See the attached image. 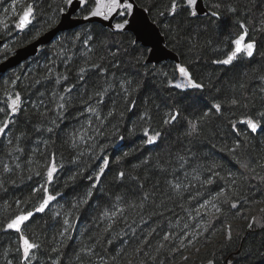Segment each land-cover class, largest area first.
Listing matches in <instances>:
<instances>
[{
    "label": "trees",
    "instance_id": "trees-1",
    "mask_svg": "<svg viewBox=\"0 0 264 264\" xmlns=\"http://www.w3.org/2000/svg\"><path fill=\"white\" fill-rule=\"evenodd\" d=\"M20 2L34 7L35 20L18 33L17 16L12 11L16 0L0 3V40L4 42L0 63L35 41V31L47 29L42 36L54 29L61 19L59 9L68 8L63 0ZM135 2L148 9L166 47L205 87L176 89L173 85L185 78L175 62L146 64L149 49L141 43L131 44L135 37L130 32L123 36L89 23L61 33L42 53L0 76V107L5 106L6 93L14 96L19 92L22 98L21 112L7 134L12 144L0 140V228L22 211H33L25 223V235L40 247L34 250L31 264H129V259L131 264H264V226L247 227L252 217L264 220V181L233 158L242 151L251 161L249 167L264 165V132L253 135L239 123L249 117L258 119V113L264 111V0H204L208 11L214 10L209 5L220 4V19L215 22L208 15L189 17L186 10H180L178 19L169 17L165 9L170 0ZM230 6L236 11L230 12ZM161 11L164 16L159 15ZM87 14L86 5L77 16ZM52 18L57 22L48 28ZM238 22L248 28L246 40L255 43L253 56L240 55L229 67L215 63L233 50L231 41L242 31ZM77 34L79 40L75 39ZM89 35L86 47L83 41ZM61 49L62 54H58ZM91 64L99 67L79 80L80 67ZM58 75L68 79L57 84ZM122 82L130 95L121 88ZM73 85L72 92H65ZM105 88L107 92L99 102L97 93ZM60 95L65 96L66 108L58 115ZM233 99L237 104H231ZM217 103L220 112L212 107ZM89 106L97 109L99 119L86 111ZM171 111L179 112V116L165 125L163 121ZM189 121L199 122L198 134L189 135ZM49 127L52 132L47 131ZM144 128L161 132L156 145L146 146ZM83 129H87L86 142L77 140L74 147L70 137ZM237 141L243 143L231 153L229 149ZM17 145L23 151L9 154ZM105 158L109 167L96 188H91ZM53 160L57 171L47 187L50 193L60 195L44 212H36L44 193L34 189L46 183V166ZM213 164L217 165L213 171L225 179L230 172L239 177L233 186L237 208L222 203L221 198L214 203L222 212L215 213L209 205L197 213L201 203L229 187L219 176L211 185L203 183L212 176L209 169ZM5 165L11 171L5 172ZM120 171L125 173L122 180L118 178ZM256 171L264 175V167ZM90 189L92 196L83 203ZM133 204L136 207L130 206ZM117 206L124 211L114 220L104 216L106 210L111 212ZM205 211L212 214L206 216ZM65 219L71 228L64 224ZM109 225L110 230H106ZM229 225L231 241L226 238ZM169 234L170 239L164 240ZM21 243L16 232L0 231V264H21L17 251ZM136 248H140L139 254L129 257Z\"/></svg>",
    "mask_w": 264,
    "mask_h": 264
},
{
    "label": "snow or ice",
    "instance_id": "snow-or-ice-1",
    "mask_svg": "<svg viewBox=\"0 0 264 264\" xmlns=\"http://www.w3.org/2000/svg\"><path fill=\"white\" fill-rule=\"evenodd\" d=\"M3 0H0V3H2ZM19 2V0H18ZM64 4L70 8L73 4V0H63ZM79 6L81 8H84L86 5L88 6V14L83 17L85 20H89L90 18L93 17H101L104 20H109L110 18L114 16L121 17L119 22L114 23L113 26V33L114 34H119L123 36H127L129 32L133 31V25L136 23V21L133 20V16L135 14V9L137 7L135 0H92V3L89 4V0H78ZM198 3H203V0H170V4L166 7L165 11L167 12L169 17H174V18H179L178 14L180 13V10H186L185 14L189 17H197L199 15L197 11V5ZM211 10L207 13L209 19H213V22L215 20L220 19V12L218 9L220 8L219 3H213L208 6ZM13 13L17 16V22L15 23V28L24 31L25 29L29 28V25H33V21L35 20V9L31 4H28L26 6L22 5L21 7V12L16 13V5H12ZM65 8L61 7L59 11L61 13L65 12ZM230 12H235L236 9L233 7H229L228 9ZM5 11H8V9H5ZM144 12H147L148 9L144 8ZM164 11H161L159 13L160 16H164ZM57 20L55 18L51 19V22L48 24V28L52 27ZM239 23V27L242 30L241 34L235 38L232 39V44L234 45L233 50H231L228 54H226V58L224 59H219L214 61L215 63L218 64H223V65H229L231 64L235 59H237L238 56L244 55L247 57H252L255 49V43L252 40H246V37H248V28L244 23ZM264 24V22H262ZM165 27H168L167 24L164 25ZM5 27H7V24L5 23ZM35 27V26H33ZM47 29L41 28L39 31H35L34 34L32 35V39H38L41 32L46 31ZM31 32L32 29H29ZM76 40L80 39L79 34L76 35L75 37ZM89 40H91V36L89 35L88 37L85 38L83 41L84 45L87 47ZM131 44L135 45L137 43L136 40H131ZM63 49H61L60 53L62 54ZM99 65L97 64H91L88 66H82L79 69L78 73V79L83 81L85 74L90 71L91 69L98 68ZM179 74L184 77L185 79L176 82L173 86L176 89H181V90H188V89H203L205 86L194 80L187 70L186 67L177 65L176 66ZM19 79V77H17ZM67 80L68 77L66 75H58L56 77V83L59 84L61 80ZM261 79H264V77H261ZM39 83V81H37ZM130 84L131 82L128 81L126 82ZM171 83V81H169ZM15 82H13V85ZM73 86H69L65 89V92H72ZM111 87V85H110ZM121 88L123 91L127 94L130 95L131 92L129 91L128 87H125V82L121 83ZM136 88L133 87L132 91H135ZM107 88H105L102 92L97 93L98 96L101 97L102 102V97L104 94H106ZM55 95V94H54ZM185 99H189V97H185ZM59 103L57 104V113L61 112V110L66 108V104L64 103L65 101V96L60 95L59 96ZM196 101L193 100V104H195ZM231 104L235 105L237 104V101L233 99L231 101ZM212 107L217 111L220 112L221 110V105L220 104H214ZM22 108V98L20 96L19 92H16L13 95H8L6 93V103L5 106L0 107V113H3V116L0 117V138L7 139V142L9 145L12 144V140L7 138L8 132L11 131L10 125H14L16 123L14 117H16L20 112ZM86 111L92 115H96L97 118L99 119V113L96 108L89 106ZM109 116L112 115L111 112L108 114ZM205 116L208 115V113L204 114ZM179 116V112L171 111L167 113V119L163 121L165 125H168L172 122H175L177 120V117ZM262 121H264V111H261L258 113V119H252L251 117L247 118L244 121H241V123H244L248 129H250L251 133H256L258 129L261 132H264V124H262ZM53 124L56 123L55 120L52 121ZM190 126H191V131L189 132V135L192 134H198V121H189ZM233 128L235 129L236 127V122L233 121L231 122ZM88 126L91 127V120L88 121ZM48 132H52L53 128L49 127L47 129ZM143 135L146 138L145 143L147 144H153L156 143L158 138L161 136L160 131H155L151 130L149 128H144L143 130ZM131 134V133H130ZM247 135L246 133H244ZM86 136H87V129L83 130H77L76 132H73L70 139L72 140V144L75 147L76 146V141L79 140L80 143H85L86 142ZM121 140L124 139L123 136L119 137ZM242 141H237L235 143V146L229 149L231 153H236L237 149H240ZM22 152L23 149L20 148L18 145L15 148H10L9 154L11 152ZM128 153L125 152L124 156H127ZM238 164L244 169H247L249 172L256 173L257 179L264 181V175H260L257 173V167H264V165L257 163L253 165L252 167H249V164L251 163L250 160H248L246 157L243 156V152L241 151V154L239 156H234L233 157ZM119 159H123V157H120ZM109 167V161L107 158L103 160L102 166L99 167L98 171L95 174V179L94 183L91 186V188H96L97 183L100 181L101 176L104 175L105 170ZM217 165L213 164L212 167L209 169V171H212V176L207 178L206 180L203 181L204 184L211 185L214 183L215 177L219 176L221 180H225V183L229 185L228 188H225L221 191L216 192L211 199L203 202L200 204L199 208L196 209L197 213L200 212V209H208L209 205H211V208L214 210L215 213H220L222 212V208L214 203V201L218 199H222V203H229L230 207L235 209L237 208V202L233 199L234 196L237 195V191L235 189V186L239 180V177L236 176L235 173H228L227 179H225L224 176L220 174L218 171H213ZM4 171L9 172L11 169L5 165L4 166ZM57 171V165L55 164V161L53 160L49 165L46 166V183L41 184L40 187L34 189L36 192H40L41 189H43V197L41 198V202L39 203V206L35 208L36 212H44V210L49 206L50 202L54 201L57 199V196L60 195L59 192H56L55 194H52L49 192V189L47 187L48 184H51L53 182L54 178V173ZM36 175H39L37 172ZM125 177V173L123 171H120L118 173V178L123 179ZM30 178V177H29ZM74 178V177H73ZM15 183V181H13ZM0 187H3L2 183H0ZM177 189H179V185H175ZM92 196V191L91 189L88 191L87 196L83 200V203H87L88 199ZM117 200H120L121 197H117ZM147 199V196L145 197ZM75 206V205H74ZM131 207H136L135 204L130 205ZM142 207V205H141ZM124 209L120 207H115V209L111 212L105 211L104 216L107 217L109 220H114V218L121 212H123ZM262 212H264V209H261ZM33 211H27V212H21L20 214H17L15 217L10 219L6 227L0 228V231H7V230H12L16 232L19 236V240L22 241L21 246L17 249L21 253V264H31V260L34 259V250L39 248L40 245L32 242L26 235H25V223L33 216ZM212 213L205 211L204 215L210 216ZM208 223H211V220L208 221ZM64 224L68 225L69 228H71V224H69V221L67 219L64 220ZM254 224H257L258 226H264V220L258 221L256 217H252L247 225L249 229L253 227ZM111 225L106 228V230H110ZM67 230V229H66ZM155 231V229H153ZM205 231H207V227H205ZM170 235H165L164 240H169ZM226 238L227 240L231 241L232 240V228L229 225L227 230H226ZM187 239V236H185L183 239H181L180 243L183 245V240ZM147 241H143V243H146ZM160 247H164L163 244L160 245ZM159 249H157L158 251ZM140 248H136L134 252H129L128 256L131 257L134 254H139ZM146 254V253H145ZM117 256H119V253H117ZM113 260H116V257H113ZM54 264H58V261L54 262ZM129 264H131V260L129 259ZM211 264V262H210Z\"/></svg>",
    "mask_w": 264,
    "mask_h": 264
},
{
    "label": "water",
    "instance_id": "water-1",
    "mask_svg": "<svg viewBox=\"0 0 264 264\" xmlns=\"http://www.w3.org/2000/svg\"><path fill=\"white\" fill-rule=\"evenodd\" d=\"M81 9L83 8L79 6L78 0H73L72 6L70 8H67V11L62 13L61 19L58 25L54 29L40 36L38 39H36L32 43L22 48L16 49L7 60L0 63V76L7 74L8 71L19 67L20 65L27 62L31 58H34L38 54L42 53L44 48L49 46L51 43H53L54 40L61 33L72 31L82 25L89 24V23H97L113 31V26H114V23H116V19L118 18V16H114L110 18L109 20H104L101 17H93V18H90L89 20H85L83 19V17L77 16V13ZM197 11L199 13L197 17L207 16V13L209 11L205 7L204 0H203V3H198ZM133 20L136 21V23L133 25V31L130 33L134 35L137 43H141L144 47H147L149 49V54L146 60V64H156L157 65L164 61H174L176 65L178 64L180 65V59L178 55L173 53L166 47L165 38L162 35L160 28L151 21L148 13L144 12L143 9H141L138 5L135 9ZM16 30L18 33H22L26 29L24 31H20L18 29ZM3 45H4V42L0 40V48ZM232 63L226 66L229 67L232 65ZM15 118L16 117H14V119ZM244 120L246 119H241L239 123L246 126L244 123H241V121H244ZM260 132L261 131L258 129L256 133H252V134L257 135ZM157 142L153 144H147V146L148 147L154 146L157 144ZM247 236L248 234L244 237V239ZM207 264H210V263H207ZM211 264H213V262H211Z\"/></svg>",
    "mask_w": 264,
    "mask_h": 264
},
{
    "label": "rangeland",
    "instance_id": "rangeland-1",
    "mask_svg": "<svg viewBox=\"0 0 264 264\" xmlns=\"http://www.w3.org/2000/svg\"><path fill=\"white\" fill-rule=\"evenodd\" d=\"M16 2H17V3L15 4V5H16V9H15V11H16V13H19L18 10H19V7H21L22 2H20V0H19V2H18V0H16ZM12 11H13V9H12ZM211 210H212V209H211Z\"/></svg>",
    "mask_w": 264,
    "mask_h": 264
},
{
    "label": "bare ground",
    "instance_id": "bare-ground-1",
    "mask_svg": "<svg viewBox=\"0 0 264 264\" xmlns=\"http://www.w3.org/2000/svg\"><path fill=\"white\" fill-rule=\"evenodd\" d=\"M174 53V52H173ZM176 54V53H175ZM179 57V56H178ZM239 57V56H238ZM165 62V61H164ZM146 63V62H145ZM176 64V63H175ZM154 65H156V64H154ZM181 65V64H180ZM177 66V65H176ZM2 139V138H1ZM146 146H147V143H146ZM148 147V146H147ZM150 147V146H149Z\"/></svg>",
    "mask_w": 264,
    "mask_h": 264
}]
</instances>
